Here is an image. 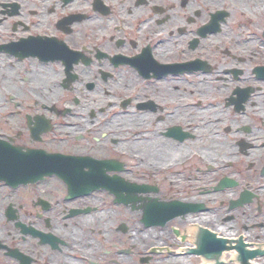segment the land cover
<instances>
[{
	"label": "flooded vegetation",
	"instance_id": "flooded-vegetation-1",
	"mask_svg": "<svg viewBox=\"0 0 264 264\" xmlns=\"http://www.w3.org/2000/svg\"><path fill=\"white\" fill-rule=\"evenodd\" d=\"M0 264H264V0H0Z\"/></svg>",
	"mask_w": 264,
	"mask_h": 264
},
{
	"label": "water",
	"instance_id": "water-1",
	"mask_svg": "<svg viewBox=\"0 0 264 264\" xmlns=\"http://www.w3.org/2000/svg\"><path fill=\"white\" fill-rule=\"evenodd\" d=\"M224 255H230V253H225Z\"/></svg>",
	"mask_w": 264,
	"mask_h": 264
},
{
	"label": "bare ground",
	"instance_id": "bare-ground-1",
	"mask_svg": "<svg viewBox=\"0 0 264 264\" xmlns=\"http://www.w3.org/2000/svg\"><path fill=\"white\" fill-rule=\"evenodd\" d=\"M225 257H229L230 255H224Z\"/></svg>",
	"mask_w": 264,
	"mask_h": 264
}]
</instances>
